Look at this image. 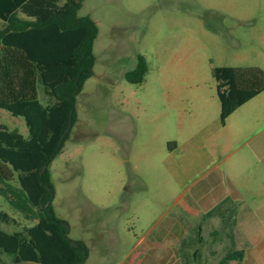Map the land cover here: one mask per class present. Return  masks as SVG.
<instances>
[{
	"label": "rangeland",
	"instance_id": "374dc122",
	"mask_svg": "<svg viewBox=\"0 0 264 264\" xmlns=\"http://www.w3.org/2000/svg\"><path fill=\"white\" fill-rule=\"evenodd\" d=\"M78 17H89L97 29L92 75L75 98L73 122L48 172L53 214L70 241L85 245L84 264L120 260L134 235L163 226L180 210L188 198L182 183L205 174L215 180L221 172L236 180L243 200L223 179L218 188L226 190V206L206 214L205 242L219 218L225 226L231 220V209L221 212L227 203L244 206L243 218L231 246L223 249L219 243L220 227L217 243L204 246L244 250L248 264H264V92L222 126L211 76L213 67L264 70V0H84ZM5 28L0 20V30ZM139 56L147 62V74L141 83H130L125 73ZM0 123L28 135L23 118L6 110L0 109ZM173 143L181 147L179 153L169 152ZM220 197L208 189L194 199L211 206ZM0 211L17 220L0 221L6 233L31 225L1 196ZM97 222L103 223L100 232L122 234L128 228L133 236L96 243L98 229L91 227ZM194 246L202 250L203 244ZM4 262L13 264L6 256ZM201 263L200 258L193 262Z\"/></svg>",
	"mask_w": 264,
	"mask_h": 264
},
{
	"label": "trees",
	"instance_id": "16d2710c",
	"mask_svg": "<svg viewBox=\"0 0 264 264\" xmlns=\"http://www.w3.org/2000/svg\"><path fill=\"white\" fill-rule=\"evenodd\" d=\"M84 0H0V109L23 118L28 130L0 123V196L24 221L21 230H0V264H83L86 247L73 246L66 228L54 216L48 167L61 150L57 145L69 122L73 103L92 75V43L96 25L78 17ZM20 13L22 16H18ZM27 19H26V18ZM147 62L139 56L125 73L130 83H141ZM220 103V123L264 92V70L258 66L213 67ZM43 97V99H42ZM168 148H171L168 145ZM46 170L40 175V170ZM0 221L17 224L0 211ZM140 251L123 264H133ZM245 251L227 252L219 264H244Z\"/></svg>",
	"mask_w": 264,
	"mask_h": 264
},
{
	"label": "crops",
	"instance_id": "0c3cea01",
	"mask_svg": "<svg viewBox=\"0 0 264 264\" xmlns=\"http://www.w3.org/2000/svg\"><path fill=\"white\" fill-rule=\"evenodd\" d=\"M180 149L181 147L179 145L173 143L171 148H169V152L176 154L179 153ZM169 164L172 166L169 168L171 169L172 173H176V175H178V172L175 168L176 166L173 167L171 163ZM187 173V170H184V172L181 174L182 176H185ZM220 174L217 175L215 180L214 178L213 180L209 179L208 177L210 175L205 174L191 184L182 183L181 186L184 188V195L188 198L181 204L180 210L175 211V213L173 212V215L169 216L167 220H164L165 222L163 226L161 225L158 227V225H155L140 237L134 235L136 241L133 242L132 248L126 255H124L120 260H116L113 264H123L135 251H140V254L134 260L133 264H193V262H197L199 258L202 262L201 264H208L209 260L220 261V259L227 253V250H222V252L218 251L217 249L210 250L209 248H206L204 244L217 243L215 239L218 238L220 233L218 230H216V228L220 227L224 229V231H221L223 238L219 243L224 245L226 244L227 247L231 246L235 238L234 228H238L240 226L241 220L243 218V210L245 208L244 206H240V208L234 209L232 204L227 203L228 207L221 212H229L231 209V220H229V223L227 226H225L221 218H219V221H216L218 222V225L215 227V229L209 233L206 232V235L212 238L211 241L205 242L203 236V227L207 223L205 220V218H208L206 214L208 212L210 213L211 211L213 212L216 206H224L226 203H224V201L227 199L226 190L223 191V189L218 188L219 186L223 187V185H221L222 180L225 179L229 182L230 187L233 188L235 198L243 200L241 192L238 188L239 185L236 180L232 179L231 176L225 172H221ZM179 177L180 176H178V178ZM207 178L208 180H206ZM208 189H216V193H220L221 196L219 199H217L216 204L211 206H206V204H201L200 202L198 203L194 199V197L201 196L202 193ZM102 224L101 222H97L94 227H91L98 229L96 231V235L98 237V239L95 241L96 243L107 241L111 236L115 238H119L118 235H126L128 237L133 236L128 228H124L122 234L116 232L108 235L109 232H100L101 230L99 229L101 228ZM227 227L228 229L232 228V230L227 231ZM192 235H195L196 241L191 239ZM196 243L203 244L202 250L195 248L194 245ZM226 245L223 247V249L226 248ZM244 264H248L245 257Z\"/></svg>",
	"mask_w": 264,
	"mask_h": 264
},
{
	"label": "water",
	"instance_id": "95a60500",
	"mask_svg": "<svg viewBox=\"0 0 264 264\" xmlns=\"http://www.w3.org/2000/svg\"><path fill=\"white\" fill-rule=\"evenodd\" d=\"M70 125H71V121L69 122L68 127L66 128V130H65L64 133L62 134V136H61V138H60V141H59V143H58V145H57V148H59V146H60V144H61L63 138L65 137L66 133H67L68 130H69ZM45 170H46V165H43L42 168H41V170H40V175H42L43 172H44ZM51 197H52V194H51ZM50 202H51V198L48 200L46 206H48V205L50 204ZM66 231H67V230H66ZM70 242H71V244H72L73 246H75V247L78 246V244H77L76 242H73V241H70Z\"/></svg>",
	"mask_w": 264,
	"mask_h": 264
}]
</instances>
